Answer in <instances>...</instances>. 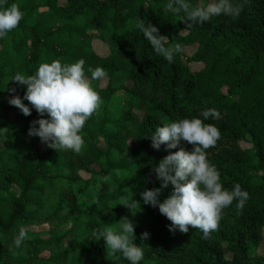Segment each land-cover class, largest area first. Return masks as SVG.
<instances>
[{
  "label": "trees",
  "instance_id": "16d2710c",
  "mask_svg": "<svg viewBox=\"0 0 264 264\" xmlns=\"http://www.w3.org/2000/svg\"><path fill=\"white\" fill-rule=\"evenodd\" d=\"M167 2L65 0V6H57L56 0H7L8 5L18 4L24 16L0 38V140L7 142L0 151V264H130L122 256L109 258L102 237H92L97 229L117 226L121 217L135 224L134 243L144 252L139 264H264V257L254 253L264 228V0H248L238 18L214 16L187 31L180 17L164 12ZM137 17L151 22L171 43L195 45V51L167 62L133 26ZM92 38L108 45L106 55L94 53ZM57 59L62 64L84 59L90 80L89 67L107 72L106 87L95 89L102 102L80 132L85 145L79 154L48 147L41 154L36 151L28 129L41 117L29 101L23 103L30 115L14 107V116H7L9 89L23 97L27 87L12 77L35 74L41 61ZM190 63L201 64V70L190 72ZM206 109L220 113L219 119L204 123L221 133L206 150L208 161L219 171L224 188L238 183L249 193L242 212L237 214L233 202L207 237L191 226L187 233L170 231L171 221L139 195L160 187L153 168L178 150L164 145L153 149L155 128L185 118L203 120L200 114ZM133 111L142 114L139 121ZM129 139L134 147L127 145ZM243 141L250 144V154L240 148ZM178 147L191 151L193 146L181 141ZM90 165L98 171L91 172L88 184L76 172L88 171ZM88 187L94 195L79 208L75 198ZM127 188L136 194L134 207L119 204ZM172 190L169 183L158 200L163 202ZM67 215L73 223H83L69 249L54 233L48 240L31 238L18 249L10 247L20 227L55 229ZM144 232L149 237L142 240Z\"/></svg>",
  "mask_w": 264,
  "mask_h": 264
},
{
  "label": "clouds",
  "instance_id": "9594fccd",
  "mask_svg": "<svg viewBox=\"0 0 264 264\" xmlns=\"http://www.w3.org/2000/svg\"><path fill=\"white\" fill-rule=\"evenodd\" d=\"M248 0H209L207 4L193 5L189 0H168L164 6L165 13L180 17L185 24V31L196 25L209 22L214 16L225 15L238 18ZM24 13L16 3L7 4L0 0V38L15 29ZM135 28L150 43L157 55L173 63L175 57L183 52L181 43H171L168 37L161 35L159 29L151 22L137 17ZM85 60L79 59L71 64H62L60 60L41 64L36 73L25 75L16 73L11 81L26 85L23 97L12 95L9 104L17 107L25 116L31 109L23 103L30 102L41 117L31 122L28 129L30 137H39L41 143L57 152L71 150L81 153L85 140L80 135L85 122L101 104V97L94 90L85 76ZM91 80H100L107 75L102 67L87 69ZM14 93L15 88L9 89ZM47 113L48 118H43ZM200 118L180 119L158 126L150 136L151 147L159 150L178 149L169 152L158 166L153 168L160 187L145 189L139 193L144 204L158 207L159 212L171 221L169 230L177 229L183 233L192 229L202 230L205 237L218 229L223 210L235 202L237 214L244 209L249 193L240 184L233 185L231 190L224 188L220 182V173L207 159V149L214 147L221 137L220 130L213 124L204 123L208 119H219L216 109H206ZM181 141L192 145L191 151L178 147ZM172 185L171 194L160 202L161 190ZM127 195L121 197L120 205L134 207L137 200L131 188ZM94 240L101 237L105 243L107 256L119 260L121 256L130 264H139L144 252L134 241L135 224L128 217H121L117 226H106L92 233ZM149 233L141 234L147 239ZM31 239L24 227H20L10 247L20 248L26 240Z\"/></svg>",
  "mask_w": 264,
  "mask_h": 264
},
{
  "label": "rangeland",
  "instance_id": "374dc122",
  "mask_svg": "<svg viewBox=\"0 0 264 264\" xmlns=\"http://www.w3.org/2000/svg\"><path fill=\"white\" fill-rule=\"evenodd\" d=\"M145 3H148L149 0H144ZM208 3V2H207ZM206 3V4H207ZM65 0H56V5L57 6H65ZM133 26H135V22L133 23ZM90 47L91 49L94 51L95 54H99V55H106L108 53V45L103 41L100 40L98 38H92L90 41ZM196 46L195 45H189V46H185L183 47V56L185 57H189L193 54V52L195 51ZM44 62L41 61L40 64H43ZM202 65L198 64V63H190L188 64V69L190 72H198L199 70H201ZM90 80V79H89ZM92 87L95 89H104L106 87L107 84V79L101 78L100 80H90ZM126 86H129V82H125ZM12 95H17V92L15 91L14 93L10 92L6 97H5V106L7 108V116L8 118H12L14 116V107L13 105L9 104V99L12 97ZM132 115L134 117V119L136 121H139L142 114L139 111H133ZM7 144L6 140L1 139L0 140V151L5 147V145ZM33 147L36 149V151L41 154L44 152V150L47 148V146L43 143H41L39 137H35V139L33 140ZM127 145L129 147H134V142L129 139L127 141ZM239 146L240 148L245 151L247 154H250L252 152L251 146L247 141H243V142H239ZM98 148L100 150H104L105 146L103 143H99L98 144ZM98 169L93 166L90 165L88 166V171L84 170V169H77L76 175L84 181H87L88 184L90 183L88 180L91 176V172H97ZM94 195V190L92 187H88L86 188L83 192H81L80 194L77 195V197L75 198V204L77 207L79 208H83L86 207L89 203V200L93 197ZM68 217H71L70 215H67V217L65 216V220L67 221H63V223L59 226V227H55V229H53L52 226L47 227H40L37 228L33 225L24 227L28 233V235L31 238H38L40 240H48L51 236L52 233L56 234L58 237H60L61 242H62V247L65 249H69L73 240H75L77 237L80 236L81 232H82V228H83V223L80 221H77L76 223H73V221L71 220V218L68 219ZM262 239L260 241L259 246L256 248L255 250V254L260 256V257H264V228L262 230ZM100 243L103 246V248L105 249V243L103 238L100 239ZM106 250V249H105ZM225 257L227 259L230 258L229 254H226Z\"/></svg>",
  "mask_w": 264,
  "mask_h": 264
}]
</instances>
